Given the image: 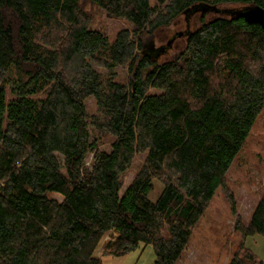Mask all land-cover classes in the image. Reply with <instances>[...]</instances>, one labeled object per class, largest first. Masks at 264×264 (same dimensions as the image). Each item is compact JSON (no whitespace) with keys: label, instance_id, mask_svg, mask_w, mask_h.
I'll return each instance as SVG.
<instances>
[{"label":"trees","instance_id":"obj_1","mask_svg":"<svg viewBox=\"0 0 264 264\" xmlns=\"http://www.w3.org/2000/svg\"><path fill=\"white\" fill-rule=\"evenodd\" d=\"M225 5L264 0H0V264H103L106 236L103 255L151 245L153 264H182L264 110V27ZM87 6L130 26L111 42ZM197 12L160 61L147 41ZM235 230L230 264H262L245 244L264 236V192Z\"/></svg>","mask_w":264,"mask_h":264},{"label":"rangeland","instance_id":"obj_2","mask_svg":"<svg viewBox=\"0 0 264 264\" xmlns=\"http://www.w3.org/2000/svg\"><path fill=\"white\" fill-rule=\"evenodd\" d=\"M212 2V0H207ZM154 4V0H151ZM222 9L230 12L243 9L240 5H225ZM86 10L94 19L93 27L105 34L113 42L122 28L130 25L120 19L112 18L104 12L87 6ZM207 11L206 19L212 17ZM202 13L195 15H183L177 23L166 28L161 35H156L152 40L147 41L151 52L163 50L159 60L164 61L174 56L182 49L185 38H176L177 33L192 31L200 25ZM172 44L169 46V42ZM158 51V52H159ZM157 53V52H156ZM120 76L126 72L122 68L117 69ZM86 108L90 115H94L97 107L93 98L86 102ZM92 157L89 158L91 161ZM144 163V156L136 157L133 167L123 178V188L120 196H123L129 185L140 171ZM154 190L150 194V200L156 202L163 190V185L154 180ZM264 192V110L259 115L256 124L251 130L249 137L233 164L228 174L226 187H220L214 199L208 206L207 212L201 223L195 228L190 236L189 245L181 257L182 264H230L240 242V234L236 232L235 225L237 217L243 225L249 224L252 213ZM232 194L237 204V217L231 212L228 195ZM55 198L61 199L56 195ZM108 237L102 241L96 251V256L101 258L103 264H153L156 255L154 248L141 245L140 248L123 257L103 255ZM245 247L251 250L264 264V236L255 235L246 239Z\"/></svg>","mask_w":264,"mask_h":264},{"label":"water","instance_id":"obj_3","mask_svg":"<svg viewBox=\"0 0 264 264\" xmlns=\"http://www.w3.org/2000/svg\"><path fill=\"white\" fill-rule=\"evenodd\" d=\"M239 16L245 19L248 23L260 24L264 27V9L260 6H250L239 11ZM179 37L183 36V33L178 34ZM172 41L169 42V46Z\"/></svg>","mask_w":264,"mask_h":264}]
</instances>
